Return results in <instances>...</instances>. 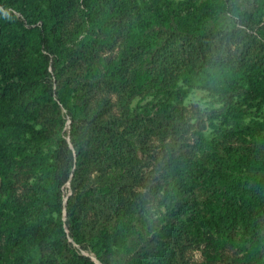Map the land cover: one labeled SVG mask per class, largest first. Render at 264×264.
<instances>
[{
  "label": "trees",
  "instance_id": "16d2710c",
  "mask_svg": "<svg viewBox=\"0 0 264 264\" xmlns=\"http://www.w3.org/2000/svg\"><path fill=\"white\" fill-rule=\"evenodd\" d=\"M100 1L0 0V175L6 186L20 158L21 163L28 160L32 174L24 200L3 199L0 193V233H6L0 264H33L38 251L43 264H97L82 253L89 247L103 264H111L100 250L108 256L112 254L115 238L110 237L109 230L89 225L87 212L92 195L99 193L105 198L112 189L123 188L118 182L109 181L111 185L96 183L95 189L85 177L86 169L96 167L105 172L117 165L118 152L136 153L132 130L137 120L129 109L124 120H103L78 94L79 108H87L86 116L81 118L67 98L61 96L63 87L72 85L75 90L77 84L64 74L72 53L62 27L71 12L83 11L91 27L100 23V13L104 21L130 14L147 36H153L159 28L197 42L218 37L219 44L233 34L210 21L232 17L245 29L263 23L258 30L264 37V16L248 11L249 0H108L109 12L101 9ZM254 3L258 10H264V0ZM226 66L219 59L192 65L182 80L189 89L208 91L226 102L228 108L222 122L231 127L225 130V137L255 133L258 141L264 143V128L244 125L247 116L264 111V66H241L240 71ZM209 72L217 74L218 79L203 81L202 75ZM186 93L179 90L177 96L182 99ZM42 106L59 114L62 106L68 110L72 122L65 134H69L73 148L68 138L55 139L50 130L39 126ZM57 122L61 127L66 124L61 118ZM50 145L54 148L47 150ZM92 150L98 153L97 157H90ZM258 162L245 179L228 183L229 194L237 197L244 191L247 199H255L264 185V161ZM171 168L172 173L162 179L161 187L166 189L167 198L178 202L188 193L190 181L175 156L171 158ZM69 182L72 193L66 198L63 188ZM171 213L175 219L154 229L157 243L151 248V255L142 256L140 264H188L184 246L190 237L198 242L213 239V235H204L212 230L220 236L228 222L234 220L221 205L213 203L202 210L178 205ZM129 214L126 212L113 226L114 237L120 242H126L132 230Z\"/></svg>",
  "mask_w": 264,
  "mask_h": 264
},
{
  "label": "rangeland",
  "instance_id": "374dc122",
  "mask_svg": "<svg viewBox=\"0 0 264 264\" xmlns=\"http://www.w3.org/2000/svg\"><path fill=\"white\" fill-rule=\"evenodd\" d=\"M108 3L101 0L99 6L109 12ZM246 5L253 15L264 16V10H258L254 0ZM102 15H98L100 23L96 27L89 26L81 10L66 17L62 34L71 45L72 57L64 74L74 78L77 84L75 90L72 85L61 89V96L67 98L81 118L86 116L87 108L84 105L79 108L78 94L84 96L89 109L99 113L103 120H124L128 109L136 115L132 130L136 153L116 152L119 166L114 164L105 172L96 167L86 169L85 177L95 189L96 183L111 185L109 181L118 182L123 188L112 189L105 198L97 193L90 200L87 223L95 229L109 230L110 237L115 238L112 254L100 252L111 264H140L142 256L151 255V248L157 243L154 229L175 219L172 210L178 205L202 210L213 203L221 205L234 220L228 222L220 236L212 230L204 235L207 238L213 235V239L198 242L190 237L184 246L186 262L264 264V185L255 199H247L244 191L235 197L227 189L228 183L245 179L258 161H264V143L258 141L255 133L225 137V130L231 127L222 122L228 108L226 102L208 91L189 89L182 80L190 66L204 65L213 59L225 62L226 67L235 66L238 71L241 66H264V37L258 30L263 23L245 29L232 17L211 20L213 26L217 27L218 23L233 34L219 44L218 37L197 42L168 29L157 28L153 36H147L130 14L109 21H104ZM216 78L217 74L212 72L202 75L203 81L212 82ZM179 90L187 91L182 99L177 96ZM46 107H40L39 126L50 130L55 139L63 136L70 141L69 134H65L69 133L72 122L68 110L62 106L59 114ZM58 118L65 119L63 127ZM244 125L264 128V111L247 116ZM97 155L92 150L90 157ZM172 156L190 181L188 193L178 202L167 198L166 189L161 187L162 179L172 173ZM21 161V158L17 160L20 164L15 166L6 186L0 175L3 199L22 201L29 194L32 174L28 160ZM63 190L67 198L72 193L71 183ZM126 212H130L132 230L126 242H120L114 237L113 226ZM5 244L6 233L2 232L0 249ZM82 253L103 264L92 247ZM41 256V251L36 252L33 264H43Z\"/></svg>",
  "mask_w": 264,
  "mask_h": 264
},
{
  "label": "water",
  "instance_id": "95a60500",
  "mask_svg": "<svg viewBox=\"0 0 264 264\" xmlns=\"http://www.w3.org/2000/svg\"><path fill=\"white\" fill-rule=\"evenodd\" d=\"M69 142H70V146L73 148V144H72L71 140ZM65 204H66V201H65ZM66 216H67V213H66V208H65V218H66ZM93 260L96 261L97 264H99L98 260H96V259H93Z\"/></svg>",
  "mask_w": 264,
  "mask_h": 264
}]
</instances>
